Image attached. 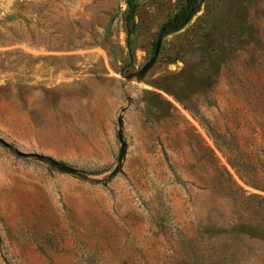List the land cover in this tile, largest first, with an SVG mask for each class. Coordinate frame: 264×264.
I'll use <instances>...</instances> for the list:
<instances>
[{
	"label": "rangeland",
	"instance_id": "rangeland-1",
	"mask_svg": "<svg viewBox=\"0 0 264 264\" xmlns=\"http://www.w3.org/2000/svg\"><path fill=\"white\" fill-rule=\"evenodd\" d=\"M186 2L0 0V264H264V0Z\"/></svg>",
	"mask_w": 264,
	"mask_h": 264
},
{
	"label": "trees",
	"instance_id": "trees-1",
	"mask_svg": "<svg viewBox=\"0 0 264 264\" xmlns=\"http://www.w3.org/2000/svg\"><path fill=\"white\" fill-rule=\"evenodd\" d=\"M197 9L194 0H187L186 4L160 27L159 37H164L182 29L196 13Z\"/></svg>",
	"mask_w": 264,
	"mask_h": 264
},
{
	"label": "water",
	"instance_id": "water-1",
	"mask_svg": "<svg viewBox=\"0 0 264 264\" xmlns=\"http://www.w3.org/2000/svg\"><path fill=\"white\" fill-rule=\"evenodd\" d=\"M160 43H161V40H159V41L157 42V44H156V47H155V55H154V57H156L157 54H158L159 47H160ZM118 125H120V120H118ZM118 138L121 139V131H120V130L118 131ZM0 143H4V142L0 139ZM121 146H122V144H121ZM121 156H122V151H121ZM121 156H120V158H121ZM52 165H53V166H56L55 163H52ZM60 169L63 170V171H67V169L64 168V167H60Z\"/></svg>",
	"mask_w": 264,
	"mask_h": 264
}]
</instances>
